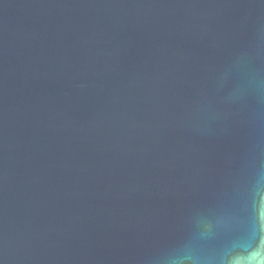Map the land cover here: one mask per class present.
I'll list each match as a JSON object with an SVG mask.
<instances>
[{
  "label": "water",
  "instance_id": "obj_1",
  "mask_svg": "<svg viewBox=\"0 0 264 264\" xmlns=\"http://www.w3.org/2000/svg\"><path fill=\"white\" fill-rule=\"evenodd\" d=\"M0 264H264V0H0Z\"/></svg>",
  "mask_w": 264,
  "mask_h": 264
}]
</instances>
